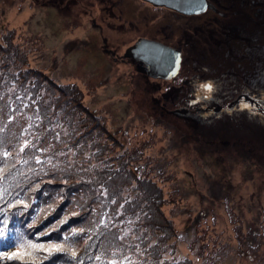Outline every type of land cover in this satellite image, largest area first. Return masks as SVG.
Segmentation results:
<instances>
[{
  "label": "rangeland",
  "instance_id": "rangeland-1",
  "mask_svg": "<svg viewBox=\"0 0 264 264\" xmlns=\"http://www.w3.org/2000/svg\"><path fill=\"white\" fill-rule=\"evenodd\" d=\"M141 1L0 0V264H82L75 256L89 253L90 264H264V103L235 104L264 54L225 45L222 32L264 31L260 15L223 0L194 20L212 33L201 45L185 21L158 28L163 11ZM140 39L184 45L180 76L150 77L128 56ZM194 80L218 81L219 115L176 114L202 104L184 84ZM113 165L112 180L94 178ZM111 222L130 235L125 253Z\"/></svg>",
  "mask_w": 264,
  "mask_h": 264
},
{
  "label": "flooded vegetation",
  "instance_id": "flooded-vegetation-1",
  "mask_svg": "<svg viewBox=\"0 0 264 264\" xmlns=\"http://www.w3.org/2000/svg\"><path fill=\"white\" fill-rule=\"evenodd\" d=\"M108 1H111V0H108ZM208 1H209V4H208L207 11L200 15H185L178 11L168 9L164 6H154L151 3H148L144 0H142L141 2L153 7L154 9H157L160 12L163 11L162 14H158V17L156 18V25H158V28H166V27L169 28L168 24H165L166 27H163L161 23H167L169 21H180V20L185 21V25H186L184 26L185 37H188V33L190 32V34L193 36L196 43H199L201 45L202 44L206 45V44H210V41L213 38L212 33L210 30H202L200 28H195V21H194L195 18L205 17L209 12L217 13L221 8H226L223 0H208ZM102 2H105V0H102ZM250 5L252 6V9H256V12L254 13L255 16L258 17L260 15V19L262 20L261 25L264 26V16L261 15L262 7L264 6V0H241V3L236 4L235 7L236 6L246 7ZM222 28H223L222 32L225 34V37L227 38V40L223 41L225 45H229V40H231V38H234L236 39V41H239V44L243 45L245 52L248 50L249 54H252L250 53L249 49H254L255 50L254 54L257 53L256 55L258 57L259 55L264 54V31L263 30L255 29V30H245V31L238 30L237 31L236 27L232 24L223 25ZM199 30L202 32L198 33ZM153 41H156V40H153ZM156 42L162 43L166 46H170L168 44L163 43L162 41L157 40ZM185 42L186 44H189L188 40H186ZM190 46L195 47L196 45L191 43ZM175 49L179 50L181 53L185 52V50H183L184 45L177 47ZM183 53H182L183 61H182L181 69H180L179 74L176 76V78L179 77L180 74L182 73L183 62H184ZM263 62L264 60L262 62L260 61L261 64H257V66L254 67L253 72L249 73L250 75L248 74L249 66L245 67V72L241 75L242 85L240 86L242 88L241 92L245 96L242 95L241 98L238 99V102H240L239 105H242L246 108H259V106H262V105L256 104L255 102L260 101L264 103V65H262ZM173 80H162V81H173ZM217 83L218 81H212V82L203 81L202 83H198V84L186 83L188 85L189 84L192 85L197 101L208 103L210 105H213L214 107H215V104H217L215 111H212L209 109L200 110L199 107H197L198 108L197 112L199 114L197 116L191 117L188 113L189 111L186 108L190 109L192 105L195 104L193 103L192 105L187 104L189 106L184 108L182 112L179 111L178 113L180 114H177V115H181L184 117L190 116L192 119L202 118V117L211 116V115H219L222 107H220L219 105V100L214 97L216 96L214 87ZM197 87L202 89V94L198 93ZM174 88L176 87H172L171 90L175 91Z\"/></svg>",
  "mask_w": 264,
  "mask_h": 264
},
{
  "label": "water",
  "instance_id": "water-1",
  "mask_svg": "<svg viewBox=\"0 0 264 264\" xmlns=\"http://www.w3.org/2000/svg\"><path fill=\"white\" fill-rule=\"evenodd\" d=\"M154 6H164L185 15H200L207 11L208 0H144ZM128 56L143 63L150 77L173 80L182 65V53L162 43L140 39L128 50ZM180 114V113H176Z\"/></svg>",
  "mask_w": 264,
  "mask_h": 264
},
{
  "label": "trees",
  "instance_id": "trees-1",
  "mask_svg": "<svg viewBox=\"0 0 264 264\" xmlns=\"http://www.w3.org/2000/svg\"><path fill=\"white\" fill-rule=\"evenodd\" d=\"M12 45V43H8V46L10 47ZM1 50H2V48H0ZM139 62V61H138ZM141 63V62H140ZM143 64V63H142ZM145 71H146V67H145ZM147 73V72H146ZM47 80H49L50 82H51V79H50V77H48V76H46L45 77ZM45 79V80H46ZM46 80V81H47ZM186 83H192L191 81L190 82H185L184 84H186ZM194 84H198V83H202V82H197V80H194V82H193ZM190 85V84H189ZM60 88L61 90H62V92H64V89H63V86H58V85H55V88ZM192 86V85H191ZM172 88V87H171ZM37 90V89H36ZM38 91V90H37ZM192 92H193V90H192ZM216 92H218V90H216ZM193 103H195V104H193ZM198 103H202L201 105H199V106H195L196 105V102H188V104L189 105H192V107L191 108H197V107H199V109L200 110H204V109H209V110H212V111H215V109H216V106H217V104H215V107L213 106V105H211V107L210 106H208V105H210V104H208V103H203V102H198ZM235 104H240V102H238V103H235ZM188 105V106H189ZM1 106H3L2 107V110H9V107L10 108H12V109H14V110H18V109H22L23 108V106H22V104L21 105H12L11 104V102H6V103H3V104H1ZM201 106V107H200ZM190 108V109H191ZM188 111L190 110V109H188V108H186ZM56 110H58V109H56ZM53 112H55V111H51V109L50 108H47L45 111H44V113H43V120H46L47 122H49V121H51L52 119H53ZM199 113L198 112H196V114L195 115H193V117L194 116H197ZM211 116H213V115H211ZM211 116H206V117H202V118H208V117H211ZM197 119V118H196ZM46 122V123H47ZM43 124V123H42ZM109 137H111V138H113V140L114 141H117V142H119L122 146H124L123 145V143L122 142H120L119 140H117V138H116V136H114L113 134H111V135H109ZM13 146V145H12ZM12 148H14L13 150H16L18 147L17 146H13ZM11 150V149H10ZM96 155V154H95ZM113 167H114V165L113 166H111V167H108V168H106V167H104V166H101L100 168L98 167V168H96L95 169V172H96V174H95V176H94V178H98V179H105V180H107V181H109V180H112L114 177H115V174H114V172H113ZM106 174V175H105ZM104 175V176H103ZM64 182L65 183H67V180H64ZM17 192H20L21 191V187L20 186H18L17 187ZM72 192V191H71ZM75 192V191H74ZM148 196H150L151 198H152V196L153 195H148ZM150 198L149 197H145V199H144V201H148L151 205H152V203H151V201L149 200ZM139 209H140V207H139ZM136 215V214H135ZM123 219H126L125 218V215H123V217H122ZM111 226L114 228V229H111L110 228V230H109V232H110V235H111V237H112V239L118 244V249H121L122 251H124V253H125V250L127 249V246H128V243L130 242V235H128L127 237H123L122 238V240L118 237V235H120L121 233H126L127 232V229H126V227L125 226H121V225H115L113 222H111ZM103 227H105V226H103ZM147 245H148V243H144V245H143V247H144V249H145V252L148 254V258L149 259H151V254H152V250L150 249V248H148L147 247ZM94 247V246H93ZM88 248V247H87ZM95 249H96V247H94ZM106 255H109V254H107L106 252H104ZM75 257H77V258H79V259H82V260H84L83 261V263L82 264H90V262H88V259H89V257H90V253L89 254H83V255H76ZM153 264H155V263H153ZM177 264H192V262L191 261H183V262H180V263H177Z\"/></svg>",
  "mask_w": 264,
  "mask_h": 264
},
{
  "label": "snow or ice",
  "instance_id": "snow-or-ice-1",
  "mask_svg": "<svg viewBox=\"0 0 264 264\" xmlns=\"http://www.w3.org/2000/svg\"><path fill=\"white\" fill-rule=\"evenodd\" d=\"M208 87H210V86H208ZM30 247H35V245H30ZM24 254L27 255L28 253L25 252ZM9 258L11 259V258H13V257H9Z\"/></svg>",
  "mask_w": 264,
  "mask_h": 264
},
{
  "label": "bare ground",
  "instance_id": "bare-ground-1",
  "mask_svg": "<svg viewBox=\"0 0 264 264\" xmlns=\"http://www.w3.org/2000/svg\"><path fill=\"white\" fill-rule=\"evenodd\" d=\"M63 36H69V33H61Z\"/></svg>",
  "mask_w": 264,
  "mask_h": 264
}]
</instances>
